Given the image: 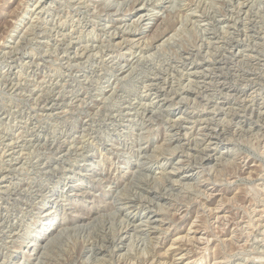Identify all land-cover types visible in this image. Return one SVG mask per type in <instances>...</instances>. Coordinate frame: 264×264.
I'll list each match as a JSON object with an SVG mask.
<instances>
[{"label": "rangeland", "instance_id": "374dc122", "mask_svg": "<svg viewBox=\"0 0 264 264\" xmlns=\"http://www.w3.org/2000/svg\"><path fill=\"white\" fill-rule=\"evenodd\" d=\"M0 264H264V0H0Z\"/></svg>", "mask_w": 264, "mask_h": 264}, {"label": "bare ground", "instance_id": "6f19581e", "mask_svg": "<svg viewBox=\"0 0 264 264\" xmlns=\"http://www.w3.org/2000/svg\"><path fill=\"white\" fill-rule=\"evenodd\" d=\"M106 4V3H105ZM236 20V19H235ZM221 27V26H220ZM210 29V28H209ZM168 35V34H167ZM169 41V40H168ZM85 42V41H84ZM163 43V42H162ZM211 44V43H210ZM219 46V45H218ZM214 47V46H213ZM86 48V47H85ZM154 52H156V51H154ZM243 57V56H242ZM117 62V61H116ZM237 63V62H236ZM109 64V63H108ZM209 69V68H208ZM193 71V70H192ZM207 82V81H206ZM158 84V83H157ZM200 85V84H199ZM111 90V89H110ZM178 92V91H177ZM232 95V94H231ZM185 98H187V97H185ZM193 99V98H192ZM207 99V98H206ZM133 100V99H132ZM217 101V100H216ZM254 103V102H253ZM140 106V105H139ZM234 106V105H233ZM196 107H198V106H196ZM217 110V109H216ZM97 111V110H96ZM160 113V112H159ZM224 113V112H223ZM250 113V112H249ZM156 115V114H155ZM163 115V114H162ZM248 118V117H247ZM204 121V120H203ZM223 125V124H222ZM226 125V124H225ZM235 126V125H234ZM213 127V126H212ZM222 127V126H221ZM207 128V127H206ZM196 136V135H195ZM199 136V135H198ZM214 137V136H213ZM216 137V136H215ZM190 155V154H189ZM196 159V158H195ZM172 168V167H171ZM139 173V172H138ZM151 177V176H150ZM130 186V185H129ZM152 190V189H151ZM7 191V190H6ZM122 194V193H121ZM134 197V196H133ZM136 201H138V199L137 200H135V202ZM140 201V200H139ZM134 202V201H133ZM129 203H131L132 204V201H130ZM138 204V203H137ZM136 205V204H135ZM135 205H133V207H135ZM138 206H140L139 204H138ZM132 207V209H135V208H133ZM130 209V208H129ZM140 209H143V210H145V209H148V208H141L140 207ZM152 210V209H151ZM137 211V210H136ZM143 212V211H142ZM117 213V212H116ZM131 214V213H130ZM101 215V214H100ZM131 219H132V221L134 222V218H135V214H131ZM129 217V216H128ZM145 218H146V216H145ZM148 218V217H147ZM120 219V218H119ZM145 220V219H144ZM150 220V219H149ZM129 221V220H128ZM139 222V221H138ZM143 222V221H142ZM146 222L147 221H145V224H146ZM149 222V221H148ZM123 225V224H122ZM133 225V224H132ZM148 226V225H147ZM120 227V226H119ZM127 227V226H126ZM64 228V227H63ZM135 228V227H134ZM133 228V229H134ZM125 229V228H124ZM116 230V229H115ZM115 230H114V232H115ZM65 234V233H64ZM118 235H120V236H123L124 234H126V231L124 232V234H123V232L122 231H120V232H118L117 233ZM145 234V233H144ZM130 235V234H129ZM113 236V235H112ZM119 236V237H120ZM126 236V235H125ZM37 238H40V237H37ZM109 238V237H108ZM107 238V239H108ZM113 238V237H112ZM116 238V237H115ZM120 239V238H119ZM147 239V238H146ZM181 239V238H180ZM105 240V239H104ZM131 241V240H130ZM109 242V241H108ZM133 242V241H132ZM189 242V241H188ZM46 243V242H45ZM186 243V242H185ZM90 244V243H89ZM129 244H131V243H129ZM148 244H149V242H148ZM127 245V244H126ZM94 246V245H93ZM92 245H90V250L91 249H93L94 247H93ZM115 246V245H114ZM117 246V245H116ZM115 246V247H116ZM153 247V246H152ZM98 248V247H97ZM142 249V248H141ZM144 249V248H143ZM168 249V248H167ZM140 250V249H139ZM147 252V251H146ZM141 255V254H140ZM85 257V256H84ZM122 258V257H121ZM95 260V259H94Z\"/></svg>", "mask_w": 264, "mask_h": 264}]
</instances>
